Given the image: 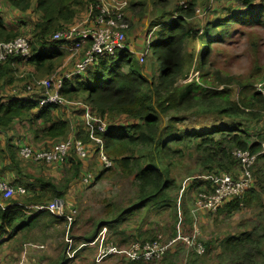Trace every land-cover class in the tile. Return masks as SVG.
Listing matches in <instances>:
<instances>
[{
  "label": "trees",
  "instance_id": "trees-1",
  "mask_svg": "<svg viewBox=\"0 0 264 264\" xmlns=\"http://www.w3.org/2000/svg\"><path fill=\"white\" fill-rule=\"evenodd\" d=\"M9 1L20 12L31 8L30 0ZM85 1L93 3V0ZM161 1L165 0H157L154 4ZM198 1L188 0L187 8L177 9L178 16H171V20L155 34L154 54L160 64L152 70L151 79H146L139 68L133 67L132 54L118 52L115 58H102L98 64L89 67L83 77L66 80L60 90L64 99L79 104L68 107L80 110V106H86L93 117L106 123L107 132H97V135L103 142L105 154L112 162V169L116 167L122 175L133 177L136 186V198L131 208L119 214L118 218L111 216L108 218L110 220L94 224L92 228L95 227V232L82 239V245L93 242L97 232L108 225L113 227V223L120 224L127 214L130 215L135 210L147 206L148 211H151L168 206V195L176 188L175 181L170 177V169L175 159L181 158L189 149H194L200 157L197 163L201 176H207L206 183L210 182L209 176L217 172L234 171L236 161L232 153L236 150L248 151L257 155V161H264V154L260 153L264 129L257 128V124L264 123V95L255 90L259 80L241 82L231 76L207 71L213 46L229 36L235 27L243 30L264 27V0H232L237 3V8L229 6L223 9L227 10L224 16L208 22L199 35L194 36L188 19ZM82 6L84 0H36L34 10L40 18L31 30L32 38L28 39L31 56L25 63L39 73L50 75L56 72L64 56L53 50L65 43L54 42L52 36L74 24ZM19 35V30L6 27L0 18V43L14 40ZM193 39H198L199 44L190 43L192 53H183L185 43ZM196 47L201 49L197 50ZM47 48L53 52L44 54L43 51ZM194 53L199 54V59L195 62L199 81L192 80L182 84L190 74ZM15 60L20 59H9L0 64V81L9 79L6 78L8 69ZM210 74L214 77L212 82L206 80ZM233 84L239 87L237 100L232 98L230 86ZM219 87L223 88L218 89ZM60 107L41 106L29 99L6 104L0 97V138L15 123L25 121L33 129L34 137L45 141L43 149H49L52 144L67 136L68 121L57 119L54 115ZM80 112L82 114L83 109ZM118 117H124L129 124L109 128L108 120ZM253 127L257 130L249 132ZM75 138L84 145L91 143L84 126L76 133ZM4 140L8 146L5 152L0 150V162L12 166L20 173L21 160H17L13 150L15 148L10 141ZM87 151L89 157L92 151L88 148ZM96 151L97 147L94 146L93 154L97 157ZM4 154L6 156L2 158ZM62 165L67 168L68 176L62 178L61 185L38 179L34 184H27L29 188L25 187L26 195L16 196L6 203L5 208L0 207V239L7 235V240L3 242L12 240L15 246L25 244L30 240L29 235L44 219H48L44 226L49 222L64 221L63 217L55 216L48 210L28 214L30 207L35 205L47 206L54 200H64L68 185L79 179L82 162L73 153ZM112 169L101 171L96 179L101 180L104 173ZM262 170L264 171V167ZM81 180L82 178L77 182ZM11 185H16V182ZM244 195V199H235L225 205L224 212L233 213L243 205L260 209L264 207L260 204V196L255 188ZM263 243L264 236L258 237L255 232L230 236L222 241L220 256L226 264H264ZM52 264H69L64 251Z\"/></svg>",
  "mask_w": 264,
  "mask_h": 264
},
{
  "label": "rangeland",
  "instance_id": "rangeland-1",
  "mask_svg": "<svg viewBox=\"0 0 264 264\" xmlns=\"http://www.w3.org/2000/svg\"><path fill=\"white\" fill-rule=\"evenodd\" d=\"M97 1L93 0V3L96 4ZM116 1L127 4L125 13L130 30L126 36V46L130 47V44H135L137 40H142L145 48L140 53H144L145 49L148 48L147 56L143 58L142 62L137 58L138 53H133L138 52L136 49L132 53L128 49V52L132 54V65L139 68L146 79H151L152 70L158 68L160 64L158 57L154 54L155 34L172 17L178 16L177 9L187 8L188 0H165L156 5L154 3L157 0ZM93 3H87L84 0V6H82L80 13L75 18V23L72 25L77 26L86 22L93 10ZM134 4L135 7H132ZM0 6L5 7V3L2 0H0ZM229 6L232 9L237 8V3H233L232 0H199L191 18L188 19L192 35H199L201 29L208 22H211L216 17L224 16L227 10L223 11V9ZM20 21L25 22L23 28L20 29L21 37L31 39V30L34 23L27 20L26 17ZM198 42V39L186 42L182 49L183 53H192L191 49L193 47H190V43L198 45ZM139 45L143 46L142 44ZM196 48L197 50L201 49V47ZM193 56L190 74L182 84L190 83L192 80L199 81L198 73L196 72L197 63H195L199 59V54L194 53ZM27 69L28 67L22 72L24 77L26 76L25 72H28ZM207 71L218 72L222 76H231L241 82L259 80L256 84L258 87H255V90L261 89V85L264 82V27L253 30L249 28L243 30L235 27L229 36L213 46V53L210 56ZM59 72L60 75L66 73ZM31 76L32 78L28 80L13 81L11 84L13 88L9 89V91L18 89L21 92L23 91V86L25 87L27 83L44 78L43 74L36 75L34 72L31 73ZM83 76L84 73L80 75V77ZM206 80L212 82L214 77L210 74ZM221 88L223 87L218 89ZM230 89L232 98L237 100L238 85L233 84ZM76 116H80V110ZM77 120L80 122L79 119ZM107 124L109 128H117L125 127L129 122L124 117H118L114 118V120H108ZM263 124V122L257 124V128L263 130ZM20 127L22 128L18 131L19 133L15 138L14 135H8L9 141L15 139L12 145L15 148L13 150L17 160H19L17 157L19 144L27 143L33 148H38L41 144V141L33 139L31 129L27 130V136L32 135V137L26 138L23 135L22 138L20 131L24 133L26 128L23 125ZM255 130L257 129L253 127L249 132H254ZM252 139L260 141V139ZM263 142L264 140L261 141V143ZM6 143L5 140L0 138V150L6 151L8 146ZM5 156L4 154L2 158H5ZM198 158L200 157H198L194 149H189L181 158L175 159L170 169V177L175 181L176 188L168 195V206L157 210L152 209L151 211H148L149 208L147 206L144 209L135 210L130 215L127 214L125 220L120 224L113 223V227L108 225L97 232L93 242L82 245V239L95 232V227L92 228L94 224H98L102 220H110L108 218L111 216L118 218L119 214L131 208V204L136 198V186L133 177L122 175L116 167L104 173V177L101 180L96 179L98 170L103 171L105 169L101 167L102 165L100 166L101 163H98L99 159L97 160L93 154L90 160L82 163L83 167L78 179L82 178V180L78 183H76L78 180L74 181L68 185L64 197L65 204L61 206L60 201L59 203L54 200L57 201L56 209H50V205L54 201L45 208L53 212L55 216L60 214L59 217H63L64 221L60 223L49 222L47 226H44L48 222L46 218L29 235L30 240L27 243L11 247L7 244L6 249L3 250L2 248L0 251L1 264H52L61 257L63 251L68 258L69 264H131L126 259L125 254L119 253L128 252L135 243L144 244L153 241L167 243L177 236H188L193 231L194 218L190 210L193 209L194 200L200 192H208L212 187L209 175V183H203L198 178L201 176L200 167L197 163ZM21 164L25 166V171L34 172V175H39V171H43L44 177L42 179L53 180V182H57V185H61L63 182V179L57 181L59 173L63 175L64 179L68 176L67 168L64 165L58 168H42L45 166L29 163ZM234 167L236 171L232 169L229 173L217 172L214 175L227 174L237 178L240 171L237 161ZM263 167L264 161L255 160L252 168V188L258 191L260 204L264 205ZM28 183H31V181L27 180L25 182L21 180V183L13 186L25 188ZM223 206L215 214L204 213L196 216L195 225L199 231L198 241L204 247L203 255L196 254L193 249L179 242L171 247L163 258L150 263L142 262L141 264H226L223 257L220 256L222 241L230 236L237 237L244 232H255L258 237L264 236V207L260 209L243 205L237 211L226 214ZM107 247L119 253L102 259L100 251ZM77 253L78 255L76 256Z\"/></svg>",
  "mask_w": 264,
  "mask_h": 264
},
{
  "label": "built area",
  "instance_id": "built-area-1",
  "mask_svg": "<svg viewBox=\"0 0 264 264\" xmlns=\"http://www.w3.org/2000/svg\"><path fill=\"white\" fill-rule=\"evenodd\" d=\"M126 8L127 4L125 2L98 0L96 4H92L93 10L86 22L77 26L71 25L65 30L56 32L52 36L54 42L71 43L75 49H83V56L75 64L71 72L63 75L55 74L28 84L25 87L26 92L30 95L38 93L41 106L58 105L63 107L79 105L64 99L60 94V90L66 80L80 77L89 67L98 64L102 58L113 59L118 52H128L126 36L130 27L125 13ZM147 52L148 48L138 56L140 62L147 56ZM30 56V43L24 37L19 36L9 42L0 43V64L12 58L25 62ZM255 87H258V85ZM258 91L264 95V82ZM80 107L83 109L82 117L88 139L97 147L96 153L102 167L104 169L112 168V162L103 150V142L97 135V132L99 134L107 132L105 122L93 117L86 106ZM71 153L79 160H85L88 157L87 146L78 139H68L54 143L49 149H35L27 144H19L17 147V156L21 161L47 166L64 164ZM260 153L264 154V142L261 143ZM232 156L236 159L240 169L238 177L235 178L227 174H217L210 177L212 182L211 189L208 192H200L194 200L193 209L191 210V215L194 218L193 231L188 236L181 237L180 235L167 243L158 241L142 245L135 243L128 252L119 253L107 247L100 251V257L103 259L109 255L119 253L125 254L128 261L150 263L163 258L170 248L179 242L193 249L196 254L202 255L204 247L198 241L199 231L195 225L197 214L199 212L215 214L225 203L235 199L240 200L252 188V168L257 155H252L248 151L236 150L232 153ZM26 193L25 188L13 186L0 179V201H10L12 198L24 196ZM56 206V201H54L50 205V209H56Z\"/></svg>",
  "mask_w": 264,
  "mask_h": 264
},
{
  "label": "crops",
  "instance_id": "crops-1",
  "mask_svg": "<svg viewBox=\"0 0 264 264\" xmlns=\"http://www.w3.org/2000/svg\"><path fill=\"white\" fill-rule=\"evenodd\" d=\"M2 1L5 3V7L0 6V18L4 21L5 26L10 28V29L20 31V29L23 28L24 23H25V22H22L20 20H22L24 17H26L27 20L32 21L34 24L40 18V15L38 13H35V10H34L36 0H30L31 1V8H30V10H27L25 12H20L16 8H14L9 0H2ZM13 21H15V22H13ZM74 22H75V20H74ZM34 24H33V26H34ZM139 44H142L143 46H140ZM144 45L145 44L143 43L142 40H137L135 44H130V47H128V46L127 47L129 49L130 53H132L133 50L136 49L138 52H133V53H138V55H137V58H138V56L141 54L140 52L142 50H144V48H145ZM58 46L59 47L57 48V50H53V51L63 54V56H64L63 62L61 64V66L59 68H57L56 72H54L50 75H46L43 72L39 73L38 71L35 70V68H33L31 65L25 63L24 61L15 60L11 63V65L8 69L7 76H6V78L10 79V81H9V79L7 80L5 78L0 81V97L3 99L4 103L7 104L9 102H21L22 100L29 99V101H31V102L36 101L40 105V96L38 93L30 95L29 93L26 92V90H24L26 85L31 84L32 82L27 83L25 85V87L23 86L24 91H21V92L18 89H13L10 92L9 89L13 88V85H11L13 81H24V79L28 80L29 78H32L31 73H33V72L36 75L43 74L44 78L51 77L55 74L60 75L59 71L66 72L64 74L71 72L73 70L75 64L77 62H79V60L82 58L83 53H84L83 49H75L71 43H65L63 45H58ZM47 51L53 52L49 48L45 49L43 52L45 53ZM12 59H15V58H12ZM26 67H28V69H27L28 72H25L26 76L24 77L22 72L25 70ZM8 81L10 82L9 84H7ZM81 110H82V108L80 109V111ZM36 111H37V109H36ZM78 111H79L78 108H72V107H68V106L60 107L59 109H57L55 111L54 115L57 119H63V120L68 121V130H67L66 139L60 140L59 142L66 141L68 139H76L75 138L76 133L84 126V120L82 117L83 112H82V114L80 112L81 116L77 117L76 114ZM77 119H79L80 122H78ZM22 125L26 128L24 133H22L20 131L22 138H23V135L26 138H31L32 135L27 136V130L31 129L32 133H33V139H35L36 141H41V144L39 145V147L38 148L35 147V149H43L45 147L44 146L45 141H43L41 138L36 139L34 137L33 129L30 128L25 121L15 123L13 125L12 129H10V131H8V133H6V135L1 136V139L4 140L5 138H8V135H14V138H15L16 135L19 133L18 131L22 128V127H20ZM21 135H19V136H21ZM8 140H9V138H8ZM14 140L15 139H13V141ZM13 141H10V143L13 144ZM86 145H87V148L89 149V151H92V153L89 155L88 159L81 160L82 163L90 160L93 157L94 144L93 143H86ZM94 156H95V154H94ZM97 160H98V158H97ZM21 162H24V161H20V164H21ZM98 163L100 164L99 160H98ZM30 164L37 165V166H45L42 168H48V167H57L58 168L60 166V165H56V164L47 166V165H42V164H34L32 162ZM22 166H23L22 164L19 166L21 169L20 173H19V171L14 170L12 168V166L9 167L7 164L0 162V179L5 180L6 182L11 183V184L13 182H16V184H18V182L21 180H23L25 182H27V180H30L31 181L30 184H34L38 179L43 180L42 179L44 177L43 171H39V175L38 174L34 175L33 174L34 172H30L29 170L25 171V169H24L25 166H23V167ZM100 166H101V164H100ZM98 171H99L98 172V174H99L101 171L100 170H98ZM234 171H236V169ZM80 174H81V170H80ZM62 178H64L63 175L59 173V177H58L57 181L58 180L60 181ZM199 180L203 181V183H206L205 181L207 180V176H205V175L201 176V177H199ZM44 181L51 182L52 184H57V182H53V180L52 181L44 180ZM57 201L61 202V203L59 202L61 206H63V204H65L64 200H57ZM7 202H9V201H0V207L5 208V205ZM229 202L230 201L225 203L224 206L227 205ZM45 208H47V207L41 206V205H35L33 207H30V210H29L30 212L28 214L29 215L38 214L40 212L46 211L47 209H45ZM190 212H191V210H190ZM204 213L205 212H199L198 214H204ZM3 240H7V235L3 239H0V243L3 242ZM7 244L9 245V247L15 246V244L13 243L12 240L7 241V242L4 241L2 243V245L0 246V251L2 248H3V250L6 249V247L8 246Z\"/></svg>",
  "mask_w": 264,
  "mask_h": 264
},
{
  "label": "water",
  "instance_id": "water-1",
  "mask_svg": "<svg viewBox=\"0 0 264 264\" xmlns=\"http://www.w3.org/2000/svg\"><path fill=\"white\" fill-rule=\"evenodd\" d=\"M56 204H57V201H56Z\"/></svg>",
  "mask_w": 264,
  "mask_h": 264
}]
</instances>
